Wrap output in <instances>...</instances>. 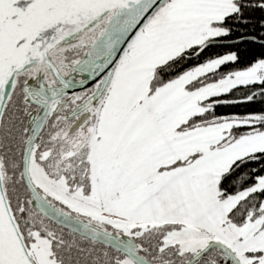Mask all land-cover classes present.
<instances>
[{
	"label": "snow or ice",
	"instance_id": "snow-or-ice-1",
	"mask_svg": "<svg viewBox=\"0 0 264 264\" xmlns=\"http://www.w3.org/2000/svg\"><path fill=\"white\" fill-rule=\"evenodd\" d=\"M0 264H264V0H0Z\"/></svg>",
	"mask_w": 264,
	"mask_h": 264
}]
</instances>
